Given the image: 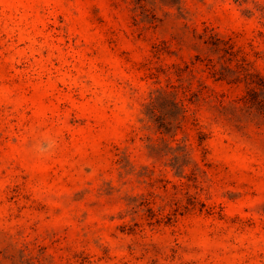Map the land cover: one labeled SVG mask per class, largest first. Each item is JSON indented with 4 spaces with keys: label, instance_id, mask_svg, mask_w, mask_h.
Masks as SVG:
<instances>
[{
    "label": "rangeland",
    "instance_id": "1",
    "mask_svg": "<svg viewBox=\"0 0 264 264\" xmlns=\"http://www.w3.org/2000/svg\"><path fill=\"white\" fill-rule=\"evenodd\" d=\"M0 264H264V0H0Z\"/></svg>",
    "mask_w": 264,
    "mask_h": 264
}]
</instances>
